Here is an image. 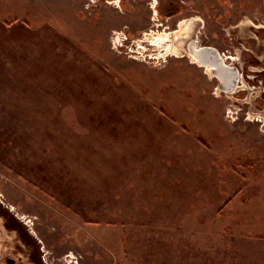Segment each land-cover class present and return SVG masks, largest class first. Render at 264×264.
<instances>
[{"label":"rangeland","instance_id":"obj_1","mask_svg":"<svg viewBox=\"0 0 264 264\" xmlns=\"http://www.w3.org/2000/svg\"><path fill=\"white\" fill-rule=\"evenodd\" d=\"M167 1L0 0V200L43 264H264V84L221 91L175 35L201 14L238 65L264 0Z\"/></svg>","mask_w":264,"mask_h":264},{"label":"flooded vegetation","instance_id":"obj_2","mask_svg":"<svg viewBox=\"0 0 264 264\" xmlns=\"http://www.w3.org/2000/svg\"><path fill=\"white\" fill-rule=\"evenodd\" d=\"M179 1L182 2L181 5H180V3H178V0L167 1V6L164 10V12H166V14H167V16H165V17L170 19V18H173L174 16H176L178 14H181L183 12L182 4L185 2L190 3V0H179ZM159 3H160V1H159ZM161 4H158V5L160 6ZM250 9H251V11H243L241 13L240 16L242 18L238 19V21L243 20L241 23V27L242 26L243 27L248 26L249 22L246 18L249 19V21H250L249 24H251L250 25L251 28H252V25H254L253 23L255 22V19H257V17L254 16L255 10L253 11V8H250ZM160 14H162V13L159 12L158 16H160ZM189 17H192V18L194 17V19L198 20L197 23H200V25H202V26H204L206 23V19L203 18L201 14H192ZM197 23H196V25H198ZM200 33H201V27H200V30H198V34L197 33L193 34L194 37L192 39L194 40L195 38L200 36ZM257 34H259V33H257ZM204 35L206 36V34H204ZM250 37L248 35H246L245 33L241 32V34H239V38H241V40H240V42L237 43L238 47L240 49V53H241V55H240L241 63H240L239 67H240L241 71L243 72L242 81L245 83V86L247 83L249 84L248 86H250L251 82H253V84H257L258 81H260V82H262V84H264L263 78L259 77V75L264 73V65L261 64V61H264V57H262V55L260 57L261 49H259V53L257 54L254 50L255 46L252 45L253 47L251 48V47H247V45H244V41H246V39H248ZM251 38L256 40V37H251ZM202 41H205V39H203ZM263 41H264V38H263ZM202 45H207V44H202ZM244 51H249L251 54H253L254 59H252V60H253V62H257V63L250 64V65L247 64L246 70H245L244 65L247 61L243 57ZM203 59L205 61L206 66L202 65L201 62H199L198 60H195L194 62L200 64L201 66H205L207 68V70L218 80V76L216 75L215 72L217 71V72L222 73V71L216 70V67L210 62L213 59V55L208 54L207 57L203 58ZM251 66H256L255 67L256 69L255 68H253L255 70L250 69V68H252ZM258 67H260V68H258ZM222 76L224 77L223 84H227L228 82H230V72L226 75L223 74ZM259 79H261V80H259ZM251 80H253V81H251ZM254 81H256V82H254ZM218 84L219 85L221 84V82L219 80H218ZM245 88H247V86ZM225 92L230 93L229 91H225ZM8 207H9V205L7 203H5L4 200L1 199L0 200V232H1V234H3V233L6 234V236H8L9 238L15 239V244H20V242L18 241L20 239V236L17 234V232L19 231L21 234H23V238L26 240V241L24 240L25 244L28 246V249L26 251H27V254H29V258L25 260V259H23V255H21V254H20V256L19 255L16 256L15 255L16 253L15 254L10 253V255H6L4 258H1L0 264H43V263H41V258L38 254V248H40V244L37 243V241L35 240L36 236L31 234V231L28 232L26 229H23L22 220H20L18 215L15 213V210H12L15 208L14 207L8 208ZM1 227H2V229L4 228L3 232L1 230ZM7 233H10V234L7 235ZM10 235H12V236H10ZM4 237H5V235H4Z\"/></svg>","mask_w":264,"mask_h":264},{"label":"bare ground","instance_id":"obj_3","mask_svg":"<svg viewBox=\"0 0 264 264\" xmlns=\"http://www.w3.org/2000/svg\"><path fill=\"white\" fill-rule=\"evenodd\" d=\"M247 20H248V22L250 23V21H249V19L248 18H246ZM194 26H197V25H193V24H191V23H189L188 25H186V24H182L181 25V30H178V31H176L175 32V35H177L178 36V42L181 44V46L183 47V48H186V52L188 53V55H192L193 56V58H194V60H198L199 62H201V64L202 65H205V61H204V59L203 58H206L207 57V55L208 54H211L210 52H204L203 53V55H201L200 54V52L199 51H197V50H200V48H202L203 47V45H201L200 47H197V38L196 39H192V37L191 38H189L188 40L186 39V38H184V37H181V35H185V34H187V33H189L191 36L195 33H192V30H193V27ZM195 31V30H194ZM196 34V33H195ZM184 41H185V43H184ZM190 41V42H189ZM189 42V43H188ZM176 51L177 52H182V51H180L179 50V47L178 48H176ZM213 55V54H212ZM214 61L216 62V58H215V56L213 55V59L210 61L214 66L216 65L215 63H214ZM228 62V61H227ZM204 63V64H203ZM217 63V62H216ZM35 65V64H34ZM230 65H235V63H230ZM206 66V65H205ZM204 66V67H205ZM256 67V66H255ZM258 68H260V67H258ZM257 68V69H258ZM218 70H221L222 71V73H220L219 72V74L221 75V78H222V80H223V82H224V77L222 76L223 74H228L229 72H230V78H232L233 76H232V74H233V72H231V71H229V70H223V69H219V68H217ZM241 71V70H240ZM216 74H218V72L216 71L215 72ZM245 79V78H244ZM230 84H231V80H230V82H228L227 84H224V86L225 87H229L230 86ZM251 84V83H250ZM252 85V84H251ZM218 87H219V89L221 90V91H223V92H225V90H223V86L220 84H218ZM245 88L246 86H245V83L242 81V82H240L239 84H237V86L234 88V90H232V91H229L230 93H233V92H235L236 90H238V89H240V88ZM250 88V87H249ZM227 93V92H226ZM235 96V95H234Z\"/></svg>","mask_w":264,"mask_h":264},{"label":"water","instance_id":"obj_4","mask_svg":"<svg viewBox=\"0 0 264 264\" xmlns=\"http://www.w3.org/2000/svg\"><path fill=\"white\" fill-rule=\"evenodd\" d=\"M200 52L201 55H203L204 52H210L211 54H213L216 58V62L214 61V63L216 64V70L219 69H223V70H229L231 72H233L232 74V78H230L231 80V84L229 87H225L223 84V80L221 78V75L216 74L218 76V80L221 82L222 84V88L225 91H232L234 90V88L237 86V84H239V81L241 80V73L240 70L237 66L235 65H230L229 62H227L226 58L221 54L220 50L217 47H214L212 45H203L202 48H200V50H197ZM204 64V63H203Z\"/></svg>","mask_w":264,"mask_h":264},{"label":"crops","instance_id":"obj_5","mask_svg":"<svg viewBox=\"0 0 264 264\" xmlns=\"http://www.w3.org/2000/svg\"><path fill=\"white\" fill-rule=\"evenodd\" d=\"M254 16H256L257 17V19H255V22L253 23L254 25H252V28L250 27V25L251 24H249L248 23V26H246V27H240V31H239V33L240 32H242V33H245L246 31H248V36L250 37H256V39H259V41L258 42H256V45H255V47H254V49H257V48H259L261 45L263 46L264 45V41H263V38H262V36L260 35V34H257V33H259V32H261V30L262 29H264V20H262L260 17H258L257 16V14H256V12L254 13ZM250 37V38H251ZM263 41V42H262ZM262 43V44H261ZM237 51L239 52L238 53V57H240V55H241V53H240V49L238 48L237 49ZM259 51V50H258ZM257 54H258V52H256ZM256 55V54H255ZM261 55H262V57H264V48L263 49H261V54H260V57H261ZM238 62L239 63H241V58L238 60ZM235 63V62H234ZM238 63V66H240V64ZM236 64V63H235ZM237 65V64H236ZM252 68H250V69H252V70H255L256 68H255V66H251ZM253 68H255V69H253ZM251 81H253V80H251ZM254 87H256V86H254ZM259 95V93H257L256 94V97Z\"/></svg>","mask_w":264,"mask_h":264}]
</instances>
